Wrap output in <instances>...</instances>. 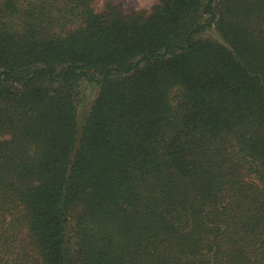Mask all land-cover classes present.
Here are the masks:
<instances>
[{
	"label": "trees",
	"instance_id": "obj_1",
	"mask_svg": "<svg viewBox=\"0 0 264 264\" xmlns=\"http://www.w3.org/2000/svg\"><path fill=\"white\" fill-rule=\"evenodd\" d=\"M0 264H264V0H0Z\"/></svg>",
	"mask_w": 264,
	"mask_h": 264
},
{
	"label": "rangeland",
	"instance_id": "obj_2",
	"mask_svg": "<svg viewBox=\"0 0 264 264\" xmlns=\"http://www.w3.org/2000/svg\"><path fill=\"white\" fill-rule=\"evenodd\" d=\"M113 2L120 4L125 12H129L132 9H150L157 0H112ZM98 5L101 7L105 0H97ZM98 87L95 85H90L87 89V98L83 106L81 107L80 117H84L88 110L90 102L95 97Z\"/></svg>",
	"mask_w": 264,
	"mask_h": 264
}]
</instances>
